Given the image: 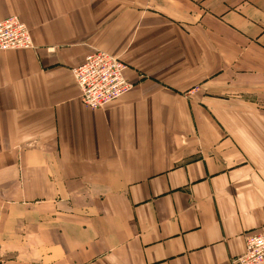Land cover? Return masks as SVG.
Listing matches in <instances>:
<instances>
[{
	"label": "crops",
	"instance_id": "crops-1",
	"mask_svg": "<svg viewBox=\"0 0 264 264\" xmlns=\"http://www.w3.org/2000/svg\"><path fill=\"white\" fill-rule=\"evenodd\" d=\"M2 264H233L264 235V0H0ZM133 89L100 110L95 51Z\"/></svg>",
	"mask_w": 264,
	"mask_h": 264
},
{
	"label": "built area",
	"instance_id": "built-area-1",
	"mask_svg": "<svg viewBox=\"0 0 264 264\" xmlns=\"http://www.w3.org/2000/svg\"><path fill=\"white\" fill-rule=\"evenodd\" d=\"M34 48L30 30L19 17L0 21V52ZM126 69L120 57L106 51L87 56L83 64L72 69L82 104L89 110H100L129 93L134 85L125 77ZM245 244L244 254L233 264H264V235L247 236Z\"/></svg>",
	"mask_w": 264,
	"mask_h": 264
}]
</instances>
